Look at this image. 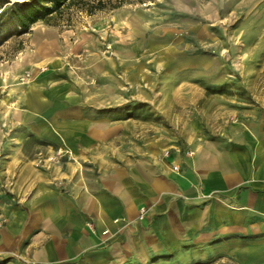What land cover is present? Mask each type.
<instances>
[{
    "label": "rangeland",
    "instance_id": "obj_1",
    "mask_svg": "<svg viewBox=\"0 0 264 264\" xmlns=\"http://www.w3.org/2000/svg\"><path fill=\"white\" fill-rule=\"evenodd\" d=\"M13 1L0 0V7ZM32 50L33 71L25 64ZM32 78L34 89L47 91L33 96V131L48 128L51 138L29 131L14 94ZM0 81L2 229L7 209L20 202L21 181L73 159L55 127L79 121L72 118L78 112L82 122L116 129L117 151L132 155L145 141L166 149L195 134L213 138L259 105L264 0H125L92 15L72 12L68 22H37L0 42Z\"/></svg>",
    "mask_w": 264,
    "mask_h": 264
},
{
    "label": "crops",
    "instance_id": "obj_2",
    "mask_svg": "<svg viewBox=\"0 0 264 264\" xmlns=\"http://www.w3.org/2000/svg\"><path fill=\"white\" fill-rule=\"evenodd\" d=\"M37 87L32 78L14 94L29 131L51 138L33 131V96H47ZM257 102L213 138L166 149L145 141L132 155L117 151L116 129L78 112L55 127L73 159L18 184L0 229V253L12 255L0 264H264V97Z\"/></svg>",
    "mask_w": 264,
    "mask_h": 264
},
{
    "label": "trees",
    "instance_id": "obj_3",
    "mask_svg": "<svg viewBox=\"0 0 264 264\" xmlns=\"http://www.w3.org/2000/svg\"><path fill=\"white\" fill-rule=\"evenodd\" d=\"M123 2L125 0H16L0 7V42L12 34L27 33L37 22L56 25L70 21L72 12L92 15L115 9Z\"/></svg>",
    "mask_w": 264,
    "mask_h": 264
},
{
    "label": "built area",
    "instance_id": "obj_4",
    "mask_svg": "<svg viewBox=\"0 0 264 264\" xmlns=\"http://www.w3.org/2000/svg\"><path fill=\"white\" fill-rule=\"evenodd\" d=\"M168 153V151H166V154ZM173 169L174 170H177L178 169V166H173ZM145 214H146V209L145 208H142L139 210V214H138V219L139 220H142L144 217H145Z\"/></svg>",
    "mask_w": 264,
    "mask_h": 264
},
{
    "label": "bare ground",
    "instance_id": "obj_5",
    "mask_svg": "<svg viewBox=\"0 0 264 264\" xmlns=\"http://www.w3.org/2000/svg\"><path fill=\"white\" fill-rule=\"evenodd\" d=\"M19 1H22V0H19Z\"/></svg>",
    "mask_w": 264,
    "mask_h": 264
}]
</instances>
